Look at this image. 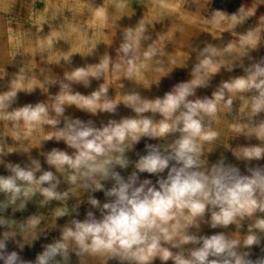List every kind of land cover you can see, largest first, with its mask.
<instances>
[{
    "label": "clouds",
    "instance_id": "clouds-1",
    "mask_svg": "<svg viewBox=\"0 0 264 264\" xmlns=\"http://www.w3.org/2000/svg\"><path fill=\"white\" fill-rule=\"evenodd\" d=\"M153 6L158 14L168 10L167 0H153ZM119 7L122 8L123 5ZM146 31L144 22L135 28H126L115 61L110 56H105L90 71L76 69L66 78L83 80L87 84L89 75L99 79L109 71L116 79L121 74L128 79L134 78L159 52V46L155 42L141 50L143 42L150 39L145 35ZM205 53L217 54L211 46L204 48L200 55L204 56ZM201 69L214 72L217 67L209 56H205L197 66L196 73L199 74ZM247 72V76L225 83L223 89L232 93L255 90L256 95L246 103L249 104L251 114L257 115L264 112V62L251 66ZM202 82V78L198 76L190 83H181L163 101L158 99L154 103H145L142 107L135 106L138 96L130 95L126 98L129 106L134 107L137 113L151 109L159 111L166 118L156 131L150 130L152 121L147 119L109 122L99 129L84 125L81 121H67L62 130L45 137L49 140L53 137L58 141L62 140L74 150L71 154L53 150L48 154L47 163L61 173L69 172L68 179L77 187L91 189L93 192L103 190L108 202L101 204L99 200L89 198L88 203L99 211V218L89 211L84 221L73 220L71 226H66L61 232L60 238L48 244L34 260L24 258L23 248L9 250L10 237L6 233L0 239V264H49L57 256L67 258L70 246H74L72 251L77 256L99 257L103 264H108L109 261H117L118 264H154L157 259L162 262L172 260L174 264H264V257L251 259L250 252L238 251L241 241L229 238L224 232L201 237L188 234L189 228L198 227L197 219L202 218L206 212L211 214L212 229L227 228L245 216L264 213V167H248V174H243L239 167L227 162L224 156L216 162L204 158L201 139H215L218 133L210 132L205 135L206 129L202 121L205 115L215 117L220 110L221 101L225 100V94L221 89L213 94L214 99L195 102L188 100L189 96L194 95V88ZM62 87L67 89L68 85ZM107 91V84H102L91 99L81 103L88 105L93 112L97 109L112 112L115 110L113 102L95 103ZM15 95V92H9L0 96V112L8 107L5 101ZM57 99L63 101L64 97ZM231 104L232 99L228 98L223 108L230 110ZM54 111L57 115H62L64 108L58 102L54 105ZM0 118L12 121L14 129L22 124H27L31 129L36 127L33 122L38 121L50 125L59 123V120L47 117L44 105H37L35 108L25 106L0 114ZM245 128L246 124L234 125L237 132H242ZM254 131L259 139L264 140V123ZM169 132H179L180 137L168 146L166 154L150 145L148 154L136 162L137 171L126 180L114 170V165L122 168L128 166V161L124 158V145L129 136L137 141L138 133L154 136ZM16 138H20L19 134ZM12 151L9 149V152ZM236 156L238 159L242 156L249 162L259 161L264 159V147L246 148ZM32 164L34 167L30 169L8 165L14 175L7 178L0 176V191L14 193L13 202L20 193L30 196L37 190L49 199H63L54 190L59 180L53 172L44 171L37 178L36 173L41 171L40 162L33 160ZM166 170V178L161 177L157 181L159 188L153 186L150 180H139V173L160 175ZM78 180L82 183L77 184ZM108 180L114 181V184L105 190L101 181ZM52 181L56 183H51ZM45 182H49L50 187H41ZM65 214L66 209L59 213ZM2 223L4 222L0 221ZM37 223V220L31 221L33 227ZM256 227L264 230V219L258 220ZM257 243V237L249 235L243 241V247L251 248ZM187 244L199 247L192 249L188 256L182 251L173 253L171 250L180 249Z\"/></svg>",
    "mask_w": 264,
    "mask_h": 264
},
{
    "label": "rangeland",
    "instance_id": "rangeland-1",
    "mask_svg": "<svg viewBox=\"0 0 264 264\" xmlns=\"http://www.w3.org/2000/svg\"><path fill=\"white\" fill-rule=\"evenodd\" d=\"M79 1L89 5L86 11L80 6L67 11L65 9L64 17H62L56 6L58 2L52 4L47 0H0V96L9 92L16 93L10 100L5 101L8 107L3 109L0 114L13 112L29 105L33 108L37 105H44L47 108V117L59 120L57 125L38 121L33 122L36 124L34 128L30 129L27 124H22L18 129H14L12 121L0 118V149H2V152H0V176L7 178L14 175L8 165H19L21 168L30 169L34 167L32 161L38 160L41 171L36 173L37 178L44 171L53 172L59 180L54 190L63 197L60 200L49 199L37 190L30 196H24L23 193H20L13 202L14 193L0 191V221L4 222L0 224V239H3L6 233L9 234V250L23 248L22 255L27 260H34L48 244L58 240L61 232L66 226H70L73 220L84 221L89 211H92L99 218L100 213L88 203L89 198H95L101 204L108 202L103 190L93 192L91 189L77 187L68 179L69 172L61 173L47 163L48 154L53 150L64 151L69 154L74 150L69 148L62 140L58 141L55 137L49 140L45 137L62 130L67 121H81L84 125L99 129L107 126L109 122L120 123L123 120L140 121L147 119L152 121V129L150 130L156 131L162 122L166 120L159 111L151 109L137 113L126 100L128 96L136 95L139 100L135 102V106L142 107L143 104L154 103L158 99L163 101L166 95L171 92V83L166 78L158 79L156 77L158 64L153 61H149L146 65L149 77L138 87H128L129 82L133 83V78L128 79L121 74L120 78L116 79L111 71L102 75L99 79L89 75L87 84L83 80L77 81L66 78L67 75L74 73L76 69L83 68L90 71L105 56H109V50L113 47L112 40L115 42L122 41L126 29L106 24L111 30V38L108 40L100 39L94 48L87 47L84 43V41L86 42L87 33L82 38L76 37L79 34V30H77L79 23L76 15L79 13L80 21L87 29L90 28L91 33L98 31L97 23L91 25V22L96 19L94 11L100 5V0ZM224 2L227 6L233 4L236 6L238 1L224 0ZM193 3H196V0H191L190 5L194 6ZM60 16L63 18V26L57 24ZM71 23L76 24L73 30L71 29ZM234 23H236L235 28L231 30L234 34L228 32H224V34L227 37L235 36L238 46L235 53L236 58L244 64L253 65L264 62V15L258 16L253 30H247L246 27L250 25L246 24L245 19H235ZM39 24L43 26L39 28ZM65 27L67 31H65ZM55 29L57 34L54 40H38V32L44 30L45 34H49ZM251 32L258 34L256 43L259 53L256 57L247 51L249 46L246 43V38ZM104 42L108 46L106 49H103ZM226 47L227 44H224L225 49ZM197 55L198 52L190 50V56ZM110 57L113 61L117 59V55L114 54H111ZM177 59H179L178 55ZM177 61L171 68V73L180 75L181 66ZM191 65H193V62H191ZM247 67H250V65ZM231 70L236 72L234 77H228L227 70H223L220 74L219 79L223 80L222 85L218 80L211 78L210 73L203 74L200 77L203 82L194 88V95L189 96L187 99L192 102L214 99L213 94L218 90L220 91L221 86L223 88L225 83H232L237 78L245 77L248 74L247 68L241 73L237 72L234 66ZM198 76L196 72L192 71L190 82L197 79ZM20 77H23V79L21 80ZM102 84H107L108 91L95 103L113 102L115 110L112 112L99 109L93 112L88 105L81 103L83 100L91 99L92 94L99 91ZM63 85H68V88H63ZM223 90L225 100L221 101L220 110L214 118L205 115L202 121L206 129L205 135L210 132L218 133L215 139L209 141L201 139L204 158L210 162H216L221 156H224L227 162L239 167L243 174H248V167H264V159L249 162L244 160L242 156L238 159L236 154H241L246 148L264 147V140L259 139L254 131L262 123L263 114L252 115L249 104L246 103L255 95L254 91L230 94L227 89ZM61 96L64 97L63 101H58L57 98ZM69 97H79L80 99H69ZM228 98L232 99L230 110L223 108V104ZM58 102L64 108L62 115H57L54 111V105ZM238 124H246L249 131H242V134H239L234 130V125ZM249 133L253 135V141L251 142L248 140ZM17 134H19V139L16 138ZM138 135L139 139L137 141H133L130 136L125 141L124 158L128 161V166L126 168L119 165L113 166L114 170L125 180L137 171L136 162L140 157L148 154L150 150L148 146H156L157 138H159V135L149 136L139 133ZM165 136L170 142L174 143L180 137V133L169 132ZM167 148L159 149L162 154H166ZM9 149L13 151L9 152ZM166 176L167 170L160 175L139 173V180H150L153 186L159 188L158 179L161 177L166 178ZM18 183L21 182L18 181ZM51 183L56 182L52 181ZM80 183L82 181L78 180L77 184ZM101 183L104 184V189L107 190L113 186L114 181H101ZM41 187H50V183L45 182ZM65 209L67 214L59 215ZM210 215V212H206L202 218H198V227L189 228L188 234L201 237L224 232L229 238L241 241L238 249L241 253L250 252L251 256L249 258L251 259L264 257V230L256 227L257 221L264 219V213L257 212L252 216H245L238 223L230 224L227 228L218 227L216 229L210 227ZM33 220L38 221L34 227L31 224ZM249 235H255L258 243L251 246V248H244L243 241ZM73 247L70 246L67 258L57 256L49 264H103L102 259L99 257L77 256L72 251ZM165 247L170 248L171 246L165 245ZM197 247L199 245L187 244L180 249L171 250L173 253L182 251L185 256H188L190 251ZM108 264H118V262L109 261ZM154 264H174V262L172 260L162 262L157 259Z\"/></svg>",
    "mask_w": 264,
    "mask_h": 264
},
{
    "label": "crops",
    "instance_id": "crops-1",
    "mask_svg": "<svg viewBox=\"0 0 264 264\" xmlns=\"http://www.w3.org/2000/svg\"><path fill=\"white\" fill-rule=\"evenodd\" d=\"M58 1L64 3L63 9H59V13L62 17H64L63 13L65 9L67 11L71 8H79V6L82 7L84 5V3L79 0ZM206 1L196 0V3H193V5H195L191 6V0H180L177 8L189 14H194L199 19L197 21H192L188 18L181 21L180 19L172 18V9L170 7L162 14H158L154 10V6H150L149 11H147L146 7L148 0H100V5L95 9L94 13L99 7L103 8L105 23L100 24L97 18L93 19L91 25L97 23L99 29L91 33L90 28H88V37L86 36V42L84 41V43L87 47L94 48L97 46L100 39L108 40L111 38V30L106 24L124 28H135L139 23L144 22L147 27L145 35L150 37V39L143 42L141 50H145L154 42L158 44L159 52L152 60L158 64L156 77L158 79L166 78L167 81L171 83V92L181 83H190L192 71L196 72L197 68L191 65L192 59L195 58L201 60L204 59L205 56H209L213 63L224 71L234 66L235 70L240 73L243 72L247 66L255 65L249 63L244 64L241 60L236 58L235 53L238 46L235 36L227 37L224 32L233 33L231 30L235 28V19H245L246 24L250 25L246 27L247 30L255 29L254 25L256 19L258 16L264 15V0H237L236 6L234 4L232 6H227L224 0ZM119 5H123V7L121 8ZM62 21L63 18L60 16L57 24L63 26ZM70 25L72 30L76 27L74 23ZM42 26L43 25L39 24V28ZM105 29L106 31H104ZM65 31H67L66 27ZM56 34V29L49 34H45L43 30V32H38V40L42 41L46 39L47 41H52ZM246 39V43L249 46L247 51L255 57L258 56L259 51L256 43L258 34L251 32ZM106 42L103 43V49L108 47ZM120 43L121 41L119 40L118 42L112 40L113 47L109 50V56L111 54L117 55V49ZM224 44H227L226 49L224 48ZM209 46L214 48L217 54L211 55L210 53H205L204 56L200 55L203 49ZM190 50L198 52V55L190 56ZM177 53H181L182 59H177ZM176 61L181 66L180 75L171 73V68L175 65ZM206 73H210L211 78L218 80L222 85L223 80L219 79L208 70L201 69L198 75L202 77V75ZM221 89H223L222 86ZM253 91L256 95L255 90ZM229 93L234 94L232 92ZM260 114H263L262 123H264V112Z\"/></svg>",
    "mask_w": 264,
    "mask_h": 264
},
{
    "label": "bare ground",
    "instance_id": "bare-ground-1",
    "mask_svg": "<svg viewBox=\"0 0 264 264\" xmlns=\"http://www.w3.org/2000/svg\"><path fill=\"white\" fill-rule=\"evenodd\" d=\"M180 0H167V3H168V7H170L171 9H172V18H174V19H180L181 21L182 20H184V19H190V20H194V21H197V20H199L198 19V17L196 16V15H194V14H189V13H187L186 11H182V10H180V9H178L177 8V6H178V2H179ZM48 2L49 3H52V4H57V2H58V5H56L57 6V8H58V10L59 9H63V2H59L58 0H48ZM153 0H148V4H147V7H146V9H147V11H149V8H150V6H152L153 4ZM88 7H89V5H87V4H85L84 3V5L81 7L82 9H84V11H86L87 9H88ZM103 8H101V7H99L98 9H97V11L94 13V17L95 18H97L98 19V21L101 23V24H104L105 22H104V11L102 10ZM180 15V16H179ZM76 18H77V21H78V23H79V28L77 29V30H79V34L76 36V37H78V38H82V37H84L85 35H86V33H87V27H85V26H83L84 24H82V22L80 21L81 19H79L80 18V15H79V13H77V15H76ZM249 39V38H248ZM257 41V40H256ZM177 55H178V57H179V59H182V55H181V53H177ZM203 59H201V60H199L198 58H195V59H192V61L191 62H193V65L194 66H198L200 63H201V61H202ZM214 64V63H213ZM214 66H216L215 64H214ZM217 67V66H216ZM251 67V66H250ZM250 67H246L247 69H249ZM233 67H230V68H228L227 69V72H228V77H230V76H232V77H234L235 76V74H236V72L234 71V70H231ZM245 68V69H246ZM210 72H212V71H210ZM223 72V70L221 69V68H219V67H217V70L216 71H214V72H212L215 76H217L218 78L221 76L220 74ZM148 73V69L145 67V68H143V69H141V71H140V73H138L134 78H133V83H128L127 85H128V87H138V86H140L145 80H146V78H148L149 77V74H147ZM139 91L141 92V90L139 89ZM140 92H138V93H140ZM251 118V117H250ZM246 129V130H245ZM244 129V131H249V129H247V128H245ZM239 134H242V132H238ZM250 134V136H249V138H248V140H249V142H251V141H253L252 139V137H253V135L251 134V133H249ZM246 143V142H245ZM248 143V142H247ZM170 144H172V142H170V140L165 136V134L164 135H159V138H157V141H156V146L158 147V148H160V149H165V148H167ZM40 203V202H39ZM77 220V219H76ZM71 226V225H70ZM71 261V260H70Z\"/></svg>",
    "mask_w": 264,
    "mask_h": 264
}]
</instances>
